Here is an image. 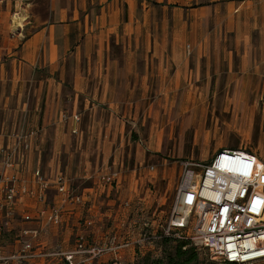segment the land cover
<instances>
[{
    "label": "crops",
    "instance_id": "1",
    "mask_svg": "<svg viewBox=\"0 0 264 264\" xmlns=\"http://www.w3.org/2000/svg\"><path fill=\"white\" fill-rule=\"evenodd\" d=\"M211 24H218L220 36L230 32L235 44L226 45V37L209 43ZM211 52L218 53L219 68L236 62L261 68L264 0H0V172L2 149L14 144L15 135L28 134L29 149L7 173L31 188L36 169L51 181L66 174L76 194L93 191L87 206L63 201L53 186L45 203L30 197L17 203L19 213L61 208V226L49 228L35 246L51 254L69 250L86 221L97 241L115 226L125 227L122 202L136 171L130 161L144 159L146 150L160 156L164 128L154 119L148 139L154 148L143 147L141 138L131 140L127 124L138 130L140 118L174 112L175 99H181L180 112L197 110L198 100L184 87L191 84L192 58ZM247 54L252 58L245 60ZM151 78H157L155 93L146 91ZM252 79L242 76L236 84L248 87ZM243 87L234 100L249 99L251 88ZM162 102L171 103L169 110ZM75 114L80 121H73ZM220 148L227 147L215 145L211 154ZM117 170L125 175L122 184L97 194L100 176ZM14 227L34 230L39 222L18 218ZM2 245L4 255L20 247L14 236ZM107 262L106 255L95 264ZM30 264L64 262L54 255Z\"/></svg>",
    "mask_w": 264,
    "mask_h": 264
},
{
    "label": "built area",
    "instance_id": "2",
    "mask_svg": "<svg viewBox=\"0 0 264 264\" xmlns=\"http://www.w3.org/2000/svg\"><path fill=\"white\" fill-rule=\"evenodd\" d=\"M79 116L72 115L73 121H80ZM28 136L15 135L14 144L1 152L0 264H30L54 255L62 257L64 264H95L104 256L115 255L133 245L141 252L145 243L158 242L163 237L186 241L183 249L194 245L219 263L264 262V158L245 149L229 148H220L222 151L219 149L208 160L183 164L167 223L159 231L139 230L133 240L124 234L126 231L112 229L99 241L91 238L88 231H81L76 232L74 246L69 250L52 254L42 250L34 242L49 228L61 226V208L51 204L36 214L19 213L17 203L27 197L45 203L46 191L53 186L63 201L90 205L87 198L93 191L76 194L66 174L51 181L41 169H36V187L31 188L23 178L7 173L19 166L17 157L29 149ZM149 169L153 171L155 166ZM123 177L120 170L102 174L96 193L119 187ZM122 204L123 208L129 206L128 201ZM18 218L39 222V227L15 228ZM91 224L86 221L84 227ZM12 236L20 247L15 253L4 255L2 242Z\"/></svg>",
    "mask_w": 264,
    "mask_h": 264
},
{
    "label": "rangeland",
    "instance_id": "3",
    "mask_svg": "<svg viewBox=\"0 0 264 264\" xmlns=\"http://www.w3.org/2000/svg\"><path fill=\"white\" fill-rule=\"evenodd\" d=\"M210 29L212 32L208 39L209 43L224 42L226 37V45L235 44L230 32L222 30L221 36L218 35V24L217 26L211 24ZM192 55H189V58ZM217 57L218 53L215 52L207 53L203 55V58L202 54L198 53L195 58H192L194 61L190 63L193 71L191 84L184 89L189 91L191 97L198 100L197 110L192 108L180 112L177 106L181 99H175L171 107L175 109L174 112H162L160 117L140 118L137 123L138 125L141 123L138 130L132 129L130 124H127L131 140L137 142L141 138L144 141L143 147H149V145L153 147V143L148 144V139L149 128L154 119L161 122L164 128L163 134L157 141L158 147H155L157 152H160V156L155 152H150L149 155V151L146 150L144 159L130 161V167L136 168V171L131 179L133 186L131 193L123 200V202H129V206L122 211L127 223L122 230L115 226V231H126L124 234L133 240L138 236L139 230L150 233L159 231L167 223L183 164L186 161L208 160L212 156L211 150L215 145L229 149H245L264 158V64L256 70L243 68L236 62L232 64L231 69L227 66L225 69L219 68ZM234 57L236 54L233 53ZM260 57L262 62L264 57L261 54ZM250 58H252L250 54H247L245 60ZM242 76L254 78L251 80V86L243 87L236 84L241 81L239 78ZM156 80L157 78L147 80V92L159 91L155 84ZM241 87L251 88V96L246 100H234L235 90ZM189 102L194 101L191 99ZM149 103L151 101L147 99L146 109ZM166 103L169 110L171 103L162 102V104ZM143 147H140V150ZM139 162L142 164L140 165ZM152 165L155 169L150 171L149 167ZM87 200L89 204H92V200L89 198ZM84 206L87 205L84 204ZM110 224L112 223L109 221L108 225ZM81 231H88L93 238L90 227H82L78 232ZM161 243L160 241L145 243L141 252L136 245L121 249L115 255H108L107 263L145 264L143 260L145 256L152 259H164L168 253H174L176 242ZM132 252H134L133 256ZM197 254L199 264L210 260L203 250L198 249ZM258 264H264V262Z\"/></svg>",
    "mask_w": 264,
    "mask_h": 264
},
{
    "label": "trees",
    "instance_id": "4",
    "mask_svg": "<svg viewBox=\"0 0 264 264\" xmlns=\"http://www.w3.org/2000/svg\"><path fill=\"white\" fill-rule=\"evenodd\" d=\"M29 1V0H25ZM161 244H169L170 242H176L174 253H168L164 259H152L149 256H145L143 260L145 264H199V258L195 247H187L183 249V246L188 243L183 240L174 239L171 237H163ZM219 263V262H218ZM215 261L209 260L202 264H218ZM220 264H235V263H220Z\"/></svg>",
    "mask_w": 264,
    "mask_h": 264
},
{
    "label": "water",
    "instance_id": "5",
    "mask_svg": "<svg viewBox=\"0 0 264 264\" xmlns=\"http://www.w3.org/2000/svg\"><path fill=\"white\" fill-rule=\"evenodd\" d=\"M222 151L221 149L219 150V152Z\"/></svg>",
    "mask_w": 264,
    "mask_h": 264
}]
</instances>
